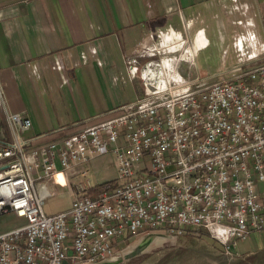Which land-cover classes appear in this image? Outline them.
Wrapping results in <instances>:
<instances>
[{"label":"built area","instance_id":"obj_1","mask_svg":"<svg viewBox=\"0 0 264 264\" xmlns=\"http://www.w3.org/2000/svg\"><path fill=\"white\" fill-rule=\"evenodd\" d=\"M150 38L126 58L146 90L132 109L28 150L16 135L0 139V213L23 219L0 231V264H96L119 239L189 228L231 254L264 231V64L202 85L179 72L195 56L193 42L171 27ZM6 116L11 127H31L25 116ZM110 145L117 181L93 192L88 179L76 182L68 207L46 213V178L77 163L85 175Z\"/></svg>","mask_w":264,"mask_h":264},{"label":"crops","instance_id":"obj_2","mask_svg":"<svg viewBox=\"0 0 264 264\" xmlns=\"http://www.w3.org/2000/svg\"><path fill=\"white\" fill-rule=\"evenodd\" d=\"M169 27L195 45L192 62L179 66L190 82L207 85L218 74L199 71L197 57L207 51L223 56L224 70L234 75L264 64V0H0V139L16 135L28 150L132 109L146 90L128 73L126 58ZM230 47L235 60L228 67ZM7 113L29 118L31 127H11ZM113 146L90 158L85 175L77 163L46 178L44 204L50 197L57 199L54 209L68 207L72 185L84 179L91 192L116 182ZM122 246L119 239L117 258L107 261H121ZM231 250L241 262L264 264V231H252Z\"/></svg>","mask_w":264,"mask_h":264},{"label":"rangeland","instance_id":"obj_3","mask_svg":"<svg viewBox=\"0 0 264 264\" xmlns=\"http://www.w3.org/2000/svg\"><path fill=\"white\" fill-rule=\"evenodd\" d=\"M229 52L230 55L228 54L226 61L228 67L235 60L231 47ZM197 59L201 63L199 71L203 70L207 74L218 73L209 78L206 81L207 84L230 79L235 73L224 70L227 67L220 61V59L223 60V56H212L207 51L201 53ZM204 59H207L209 64L206 65V62H202ZM35 174L36 172H34ZM56 202L57 199L54 201L49 197L43 206L44 211L46 213L56 211L57 209H54ZM21 222L23 219L13 212L0 213V231ZM123 240L121 261L117 259L114 262H109L106 259L96 264H249L245 261L241 262L236 255L226 253L224 246L213 239L203 228H189L183 234L175 237L138 233ZM115 255L109 258H117L118 253Z\"/></svg>","mask_w":264,"mask_h":264},{"label":"trees","instance_id":"obj_4","mask_svg":"<svg viewBox=\"0 0 264 264\" xmlns=\"http://www.w3.org/2000/svg\"><path fill=\"white\" fill-rule=\"evenodd\" d=\"M114 183H115V182H113V181L100 183V184L95 185V186H94V189H95V190H98V189H100V188H102V187H106V186H109V185H113Z\"/></svg>","mask_w":264,"mask_h":264}]
</instances>
